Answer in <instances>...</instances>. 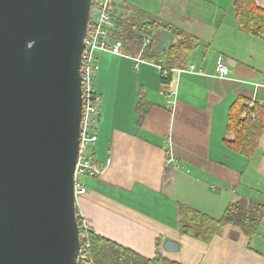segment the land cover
I'll return each mask as SVG.
<instances>
[{
	"label": "crops",
	"instance_id": "obj_1",
	"mask_svg": "<svg viewBox=\"0 0 264 264\" xmlns=\"http://www.w3.org/2000/svg\"><path fill=\"white\" fill-rule=\"evenodd\" d=\"M255 1L264 8V0ZM122 2L198 36L189 64L204 73L174 72L165 83L155 63L136 69L132 56L97 54V72L117 73L116 93L108 100L103 91L91 154L104 168L83 176L87 193L77 197L79 213L97 233L149 258L159 246L181 264H264V216L251 236L226 224L204 243L181 231L179 214L187 205L220 218L238 200L264 204V133L252 156L226 142L233 137L231 104L240 96L264 102V36L239 27L235 0ZM222 58L229 78L216 76ZM143 94L151 105L140 120Z\"/></svg>",
	"mask_w": 264,
	"mask_h": 264
},
{
	"label": "water",
	"instance_id": "obj_2",
	"mask_svg": "<svg viewBox=\"0 0 264 264\" xmlns=\"http://www.w3.org/2000/svg\"><path fill=\"white\" fill-rule=\"evenodd\" d=\"M92 0H0V264H78Z\"/></svg>",
	"mask_w": 264,
	"mask_h": 264
},
{
	"label": "trees",
	"instance_id": "obj_3",
	"mask_svg": "<svg viewBox=\"0 0 264 264\" xmlns=\"http://www.w3.org/2000/svg\"><path fill=\"white\" fill-rule=\"evenodd\" d=\"M234 3L239 27L264 36V8L255 0H235ZM112 16L118 27L111 30V37L122 41V49L127 55H140L146 62L162 65L161 74L165 83L172 81L174 69L189 64V58L200 43L198 36L128 4L114 9L112 1ZM166 34L171 36L168 43ZM150 105L151 102L143 94L137 106L140 120L146 116ZM227 129L233 135L231 139H226L227 144L238 153L252 156L264 133V102L238 97L229 108ZM179 214L184 234L209 243L226 224L240 226L247 236L254 234L264 216V204H247L238 200L228 204L220 218L187 205L180 206ZM81 233L78 264H181L164 256L159 246L155 256L149 258L102 236L89 226L82 228Z\"/></svg>",
	"mask_w": 264,
	"mask_h": 264
},
{
	"label": "built area",
	"instance_id": "obj_4",
	"mask_svg": "<svg viewBox=\"0 0 264 264\" xmlns=\"http://www.w3.org/2000/svg\"><path fill=\"white\" fill-rule=\"evenodd\" d=\"M112 1L113 0H92L90 20L84 41L81 63L83 97L82 124L79 157L74 173L75 192L77 197L87 193L82 179L83 176H97L104 168V165L95 161L91 154L92 148L98 139V118L102 102V96L97 92L94 86L95 74L98 68L97 54L103 51L122 56L127 55L122 49V41L112 38L110 34L113 28L118 27L112 16ZM148 42L149 39L146 40V43ZM134 60L136 69H139L141 63L146 62L140 55L135 56ZM158 67L160 70L164 68L162 65H158ZM216 70V76L218 78H229L230 68L226 58H222L219 61ZM174 72L180 75L183 72L204 73V70L196 64L190 63L184 68L174 69ZM169 153L168 162L176 161L173 152L170 151ZM78 216L80 229L87 227L88 225L82 214L79 213ZM82 237L83 234L81 233V239Z\"/></svg>",
	"mask_w": 264,
	"mask_h": 264
},
{
	"label": "rangeland",
	"instance_id": "obj_5",
	"mask_svg": "<svg viewBox=\"0 0 264 264\" xmlns=\"http://www.w3.org/2000/svg\"><path fill=\"white\" fill-rule=\"evenodd\" d=\"M122 1L123 0H113V8L114 9L120 8L121 4L123 3ZM128 1H131V0H128ZM99 53H105V54H108L109 56L114 55V53H111V52L100 51ZM189 61H195V60H191V58H189ZM99 65H100V61L97 60V66L99 67ZM102 71L103 70L98 71L99 73L96 71L95 79H94L95 86H97V81H98L100 92L103 93V91L105 90L107 92V99L113 100L115 98V93H116V74L117 73H114V71L112 70V71H109L106 76V74L104 75ZM102 95H103L102 98L104 100L106 96L104 93Z\"/></svg>",
	"mask_w": 264,
	"mask_h": 264
}]
</instances>
